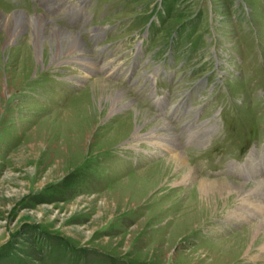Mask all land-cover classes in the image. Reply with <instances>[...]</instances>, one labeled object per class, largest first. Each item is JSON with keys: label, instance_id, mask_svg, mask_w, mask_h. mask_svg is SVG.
Listing matches in <instances>:
<instances>
[{"label": "rangeland", "instance_id": "obj_1", "mask_svg": "<svg viewBox=\"0 0 264 264\" xmlns=\"http://www.w3.org/2000/svg\"><path fill=\"white\" fill-rule=\"evenodd\" d=\"M18 9L77 33L87 58L31 45L18 67L27 30L0 27V264H264L259 218L230 215L238 192L211 217L187 203L200 178L264 180V0H0ZM97 77L126 96L113 105ZM128 99L170 124L196 178L165 171L156 119Z\"/></svg>", "mask_w": 264, "mask_h": 264}, {"label": "bare ground", "instance_id": "obj_2", "mask_svg": "<svg viewBox=\"0 0 264 264\" xmlns=\"http://www.w3.org/2000/svg\"><path fill=\"white\" fill-rule=\"evenodd\" d=\"M17 22H18V30L16 29V31H18V33H19V31L21 29H24V30H27L26 32L28 33L27 35H25L21 38H18V46L15 49H13L14 53L15 52L17 53V51H18V59H17L18 61H16V64H18V67H20V66L26 67L30 64V47H31V45L33 47V53L35 54L37 60H39V57L42 54H43V58H44V56L46 57L48 54L47 53L48 49L50 51L49 54H50L51 59L53 61H57L59 58H61L60 56H63V55H74L73 57L75 59L78 58V59H76V61H77V63H79V61H78L79 59H82V57H86L87 48L84 45L82 38H80L77 33L67 31V30H63L62 28L57 27L49 19H46V18L42 17L41 15H37V14L27 15L21 9L15 10L11 14H3L0 12V27H3V29L5 31H7V32H5V35H7L8 37L10 35H15L16 32L11 33L10 30L12 29V27L14 25L16 26ZM12 53H11V56L14 59L11 61V63L9 61L11 58L8 59L10 65L14 62V60H16L15 59L16 57ZM16 53H15V55H16ZM91 66H93V65L91 64ZM89 87L94 92L106 94L108 97L111 96L110 98L113 99L112 101H114L113 105L118 103V102H121L122 97L124 95L126 96V93H125L123 88H121L119 85H115L113 82L106 81L103 78H98V77L94 78V80L90 83ZM121 106H131L132 107V109L134 111V116H135L136 122L141 120V118L144 115L149 116V118L153 117L154 119H156L154 122V130H153L154 136H152L150 138H154L155 140H157L158 141L157 143L164 144L171 152L170 159L168 160V162H166V164H164L165 171H167V170L171 171L172 168H174V167L180 168V169L182 168L181 172H185L184 173L185 175L183 174L184 176L182 178V181H186L188 179L195 177V175H197V174H195V170L192 167L188 166L189 163L187 164V161H186L185 156H184V152L182 150H180V147H179V144L177 141L178 138H176V135H174V133H173L172 127L170 126V124L165 119L157 118L156 115H151L146 110L140 109L139 103L133 99H130L128 102L122 103ZM124 109H126V108H124ZM128 112H129V110H128ZM128 112H126V116H128L127 115ZM122 113H124V111ZM87 115H89V114H87ZM126 116H125V118H126ZM122 121L126 122L127 120L126 119L121 120V122ZM86 122H88V125L91 124L90 123L91 122V116L90 115L88 116V119ZM123 124L120 127H124ZM118 129H120V131L122 130V128H118ZM62 149H63V147H62ZM66 157H67V155H66ZM250 158H251L250 162L252 163L253 161H255L254 159L256 158V156L251 155ZM246 186H248V185L242 184V183L232 182V181L225 179V178H223V179L200 178L199 181L197 182V184L189 190V192H191L190 197H189L190 201L187 203H192L191 202L193 200L192 197H196L195 199L197 200L196 204H197L198 208L200 210L204 211L205 216L211 217L219 210V209L216 210L217 208L214 205L215 202H217V200H221V202H224L225 198L232 195L233 191L234 192L236 191V192H238L237 199L240 200V203L238 205H234L231 208L230 215L234 220L236 218V220H238V222L244 221V219H249L252 217H255V219L259 218L258 220H256V222H253L252 224H248L246 226L247 227L246 230L249 231L250 235L256 236V234H258L260 232L264 233V180L253 183L250 188H246ZM169 190L171 191V188ZM183 191H186V190H183ZM183 191L181 193L177 194L178 196H176V195L175 196L180 198ZM214 193H219L218 194V195H220V196H218L219 198H217V197L215 198ZM168 195L171 196L173 194L171 192H169ZM179 198H176L177 202L182 199L181 198L179 200ZM232 199H234V197ZM194 204H195V202H194ZM189 205L190 204H188L187 207ZM192 205L193 204H191L190 207ZM171 206L172 205H169L168 209L171 208ZM203 218L205 220V217H203ZM247 231H245V232H247ZM262 249H264V246Z\"/></svg>", "mask_w": 264, "mask_h": 264}]
</instances>
